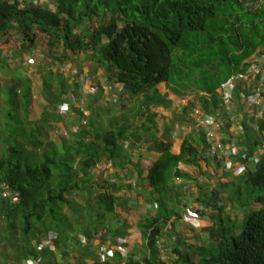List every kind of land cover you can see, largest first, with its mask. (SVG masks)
Segmentation results:
<instances>
[{
	"label": "trees",
	"instance_id": "trees-1",
	"mask_svg": "<svg viewBox=\"0 0 264 264\" xmlns=\"http://www.w3.org/2000/svg\"><path fill=\"white\" fill-rule=\"evenodd\" d=\"M55 2L52 10L39 5L25 9L17 0H0V36L13 29L23 43H32L40 33L46 39L47 53L57 48H61L62 57L83 53L92 71L102 69L107 80L123 85L133 97L151 92L161 82L177 95L213 93L233 68L249 56L264 53V0ZM254 2L260 6L245 5ZM225 62L229 68L223 73ZM59 81L60 92L67 93L65 82ZM29 94V85L24 87L17 76L9 85H0V184L11 192L5 197L0 189V259L5 255L3 245L8 246L13 264H27L29 259L43 264L51 256L42 246L49 231L57 233L59 247L74 238L80 224L85 235L104 228L107 216L115 215L109 183L113 181L102 177L104 172L95 166L104 158H121L125 149L138 141L127 133V126L104 124L101 113L91 109L96 122L89 119L87 125L80 124L77 133L61 137L58 143L43 142L39 121L57 114L45 108L40 118L32 120ZM57 94L55 99L61 98ZM213 97L215 106L219 100ZM209 109L206 105L205 110ZM258 127L253 148L264 144V110ZM160 147L162 156L151 166L147 180L160 195L158 206L163 209L168 206L163 199L170 197L172 175H181L173 171L176 163L186 154L192 159L201 154L187 142L178 156L169 152L168 144ZM260 157L242 176L249 185L250 199L235 201L237 193H229V202L241 211L242 225H226L232 220L230 215L215 213L214 225L208 228L210 246L189 252L174 250V264H264V152ZM94 171L99 178L92 187L88 182H92ZM215 207L220 211L224 204L218 206L217 201ZM147 227V256L142 260L130 257L121 264H165L156 247L161 233L158 219L153 218Z\"/></svg>",
	"mask_w": 264,
	"mask_h": 264
},
{
	"label": "crops",
	"instance_id": "crops-1",
	"mask_svg": "<svg viewBox=\"0 0 264 264\" xmlns=\"http://www.w3.org/2000/svg\"><path fill=\"white\" fill-rule=\"evenodd\" d=\"M17 1L25 9L31 5L44 6L52 10L56 8L55 0ZM4 36H0V39L3 40ZM23 47L15 49L13 46L11 48L10 44H7V47H0V66L2 65L0 71L5 67L7 61L10 62L13 59V63L20 66V69L25 70L28 67L40 65L45 68L40 69V87L35 86L34 90L37 91L38 87L42 100L48 96V99L44 100L45 104L38 106L40 115L45 108H48V112L53 111L59 117V121H54L61 123L62 127L70 126V133H72L80 130V124L87 125L89 119L92 123L96 122L90 114L93 109L101 113L105 120L103 123L112 124L113 127L125 125L128 128L127 133L138 139L125 149L121 158L115 161L111 159L113 166L100 174L105 179L109 178L110 181H113L109 183L115 197V215L107 216L104 228L102 226L90 235H85L84 228L80 224L81 227H78L73 233L74 238L60 243L59 247L56 245L57 233L49 231L48 233L56 234V239L53 248H48L51 251V256L45 258L43 264H92L101 259H105V263L112 260L114 263L121 264L130 257L142 260L147 256V226L153 218L158 219L161 227L160 236L164 238L168 248L173 251L189 252L200 246H210L208 228L214 225L215 202L218 199H223V195L228 199L230 191L227 190V186L241 178L251 165L257 163V159L255 160L253 157L255 147L251 146L259 133V129L256 130L253 126L254 123H257L253 109L246 108L235 96L233 105L227 110L222 97L217 92L219 86L212 93L219 100L215 106L213 105L214 97L208 100L199 93L207 91H193L184 96L177 95L163 82L157 84L151 92L133 97L130 92L117 83L113 84L111 90L105 88L104 86L112 81L107 80L102 74V69L92 71L90 65L82 62L77 55L71 56L69 60H64L62 63L55 62L54 68H47L43 67L42 65L45 64L40 62L41 60H50L47 50L40 44L30 48L29 46ZM12 54L13 59L10 57ZM40 56H43V59L40 60ZM249 58V60H254V56H249ZM29 59H33L35 62H29ZM14 76L20 78L24 87L26 84L29 85L31 105L34 97L32 92L34 81L29 74L23 76L21 71H16V74L10 75L7 80L0 82V85H9ZM60 79L65 82L67 93L60 92ZM90 84L99 85V90L86 98L83 92ZM44 88L47 89L44 90ZM58 92L61 94V98L55 99ZM111 99L115 101H111ZM206 105L211 109L205 110ZM81 107L87 110V114L79 115L78 111L83 112ZM196 108L201 109L202 116H198L194 112ZM231 114L235 116V119L230 121V124L225 122L226 128L221 127L219 130L202 122V119L207 115H212L216 120L219 118L220 121H226ZM62 116L66 117V121L61 120ZM76 119V122L79 123L74 125L73 122ZM106 119L110 121H106ZM239 122L244 127L243 135L237 131ZM217 139L225 144L232 140L236 141L241 146V154L246 159L238 160L239 162L234 156L230 159H221L216 154L207 152V146ZM186 142L193 149L199 151L201 156L192 159V156L186 154L181 161L176 163L173 171H178L181 175H172L168 186V196L170 197L163 199L168 206L163 209L159 208L158 204L162 199L148 183L149 170L153 163L162 156L160 145L168 144L169 152L178 156L181 146ZM95 173L99 175V173ZM88 183L92 187L95 185V182ZM223 189L225 194L222 192ZM73 198L76 199V197ZM80 201L84 204L86 202L84 199H80ZM154 204H157V207ZM230 205L233 206L234 203H230ZM234 207L236 208V205ZM170 210H174V213L167 215V211ZM235 210L239 213L237 215H241L239 209ZM161 211H164L165 214L161 215ZM86 212L85 209L82 215L85 216ZM191 212L198 213V225H189L184 221L183 216ZM172 216H175L172 229L164 230V222ZM122 250L125 252L121 253ZM162 258L165 260V264H174L177 255L173 253Z\"/></svg>",
	"mask_w": 264,
	"mask_h": 264
},
{
	"label": "built area",
	"instance_id": "built-area-1",
	"mask_svg": "<svg viewBox=\"0 0 264 264\" xmlns=\"http://www.w3.org/2000/svg\"><path fill=\"white\" fill-rule=\"evenodd\" d=\"M245 5H250L254 8L260 6L259 2L254 3H245ZM43 57V56H42ZM40 56V59H42ZM35 62L33 59L28 60ZM264 55L260 58H255L254 60H244L239 68L232 71V73L227 77V79L217 88V92L223 99V103L226 105V109L229 110L233 105V98L236 96L246 108L253 109V115L257 123H254L253 126L256 130H258V121L262 118V113L264 109ZM113 82L108 83L105 88L111 90L113 88ZM121 87L123 85L118 84ZM99 90V85L90 84L84 89L83 95L88 98L89 96L95 94ZM201 95H204L208 100L213 98V94L210 92H199ZM86 101V100H83ZM111 101H115L111 99ZM83 114H87V110L84 107H81ZM194 112L198 116H202V111L200 108H196ZM219 119V118H218ZM216 120L212 115H207L202 119V122L206 125H210L215 130H219L221 127L226 128L225 122L230 124V121L235 119V116L231 114L230 118L226 121ZM237 131L243 135L244 127L241 122L238 123ZM207 152L216 154L221 159H230L232 156L237 158V161H244L245 156L241 154V146L236 141H231L229 143H223L221 140H215L207 146ZM264 152V144L257 145L253 152V157L258 159L260 155ZM244 158V159H243ZM239 162V161H238ZM242 165V163H240ZM231 165V164H230ZM113 166V161L111 159L101 160L96 164V169L98 171L105 172ZM229 167V166H228ZM227 167V168H228ZM0 189H2V195L7 197L10 196V191L5 184H0ZM17 194H15L16 197ZM157 207V204H154ZM175 216L168 218L164 222V230H171L173 225V220ZM183 219L189 225H198L199 224V215L197 212H191L185 216ZM56 239V234L50 232L45 236L42 246L45 248L52 249L54 246V240ZM156 247L159 251L161 257H166L168 252L167 244L162 238V236L157 237L156 239ZM125 251L122 250L121 253ZM105 259H101V264H117L112 260H108V263H105ZM27 264H38L37 261L34 260H26ZM124 264V263H123Z\"/></svg>",
	"mask_w": 264,
	"mask_h": 264
},
{
	"label": "rangeland",
	"instance_id": "rangeland-1",
	"mask_svg": "<svg viewBox=\"0 0 264 264\" xmlns=\"http://www.w3.org/2000/svg\"><path fill=\"white\" fill-rule=\"evenodd\" d=\"M10 44V47L12 48L15 47V49H17L18 47L20 48H24L23 44H26V46H29V48L31 46H35L36 44H40L42 46V48H44L45 50L48 51L47 46H46V39L44 38V35L40 34V33H36L34 36V41L32 43L29 42H24L22 41V37L19 35V33L16 30H11L9 31L8 34H6L4 36V39H0V47H7V44ZM12 44V45H11ZM4 45V46H3ZM50 60H44V61H40L43 67H47V68H54L55 62L56 63H62V61H67L71 58V56H78L81 58L82 62L85 63V59H84V54L83 53H76V52H72L71 55L70 53H67L66 57H62V51L61 48H57L53 51V53H50ZM65 54V53H64ZM11 58L13 57V54L10 56ZM58 57V58H57ZM9 59V58H8ZM13 59V58H12ZM84 60V61H83ZM14 59L12 61H7V63H5V67L0 71V82L7 80L10 75L16 74L17 72H22L23 76L28 74L32 77V80L34 81V85L32 88V92H33V102L30 105V118L33 120H36L39 115H40V107L38 108V106L40 104H45L44 100L46 101V98L44 97V99L42 100V98L40 97V94L38 92V87L39 86V82H40V69H45L42 68L41 65L40 66H36V67H32V68H26L24 69H20L21 67L17 64L13 63ZM229 68V63L225 62L222 64V69H223V73L226 72ZM20 70V71H19ZM103 74V73H102ZM30 77V78H31ZM26 82V81H24ZM37 82V83H36ZM38 84V85H36ZM35 86L37 87V91L35 90ZM50 97V95H49ZM48 99V98H47ZM40 102V103H39ZM49 117L46 118V122L43 121H39V126L41 128V134L39 135V138L42 139L43 142H49V141H54L55 143L59 142L61 140V137H65L67 138L68 135L70 134V129L69 127H67L66 125H64L62 127L61 123H56V121H59V117L57 115H54V117H52V115H48ZM51 116V117H50ZM63 117V116H62ZM80 118V117H79ZM66 119V117L61 118L62 121H64ZM56 120V121H54ZM66 121V120H65ZM76 120H74L73 124L76 125ZM105 124V123H104ZM262 158V157H260ZM258 158L257 162H259L261 159ZM92 173V182H96V180L99 178V176L95 173V172H91ZM96 184V183H95ZM91 186V185H90ZM249 185L246 184L245 182H243L242 177L238 178L237 180H235V182H232L230 185L227 186V190L230 191L229 193H232V191H235L237 194H235V201H243L246 199H250L251 195H250V190L247 188ZM239 191H236L238 190ZM224 194H225V190L223 189ZM240 193V194H239ZM219 196V194H218ZM226 199H224V198ZM223 199H218V206H222L224 204V209L220 210L217 209L215 207V212L219 213V214H223L226 213L228 215H230L231 217V221H228L226 223V225H236V227H240V224L242 225L241 221V215H237L239 213L235 211H232L231 209H233L234 205L231 206L229 200L227 199V197L225 195L222 196ZM254 207H257V204H253ZM240 223V224H239ZM4 247V252L5 255L3 256L2 259H0V264H13V255H12V251L8 246L3 245ZM168 247V246H167ZM168 252L169 254H173V250H171L170 248H168Z\"/></svg>",
	"mask_w": 264,
	"mask_h": 264
},
{
	"label": "clouds",
	"instance_id": "clouds-1",
	"mask_svg": "<svg viewBox=\"0 0 264 264\" xmlns=\"http://www.w3.org/2000/svg\"><path fill=\"white\" fill-rule=\"evenodd\" d=\"M261 56H263V53H260V54H257L256 56H254V59H255V58H260ZM42 59H43V57H42ZM249 59H250V58H247V59H245V60H249ZM40 60H41V59H40ZM41 61H42V60H41ZM242 62H243V61H242ZM242 62H241V63H242ZM241 63H240V64H241ZM239 66H240V65H239ZM239 66H238L237 68H239ZM237 68H234L233 70H235V69H237ZM226 79H227V78H226ZM219 86H220V85H219ZM123 87H124V86H123Z\"/></svg>",
	"mask_w": 264,
	"mask_h": 264
}]
</instances>
